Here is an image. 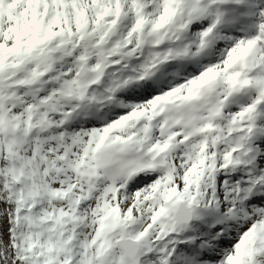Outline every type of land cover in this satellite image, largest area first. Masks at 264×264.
<instances>
[{
	"label": "snow or ice",
	"instance_id": "snow-or-ice-1",
	"mask_svg": "<svg viewBox=\"0 0 264 264\" xmlns=\"http://www.w3.org/2000/svg\"><path fill=\"white\" fill-rule=\"evenodd\" d=\"M0 264H264V0H0Z\"/></svg>",
	"mask_w": 264,
	"mask_h": 264
}]
</instances>
